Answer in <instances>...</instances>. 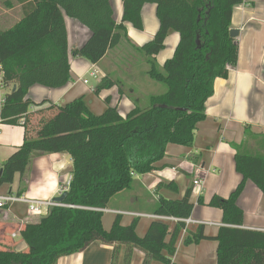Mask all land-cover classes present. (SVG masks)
Returning <instances> with one entry per match:
<instances>
[{"label":"trees","instance_id":"trees-1","mask_svg":"<svg viewBox=\"0 0 264 264\" xmlns=\"http://www.w3.org/2000/svg\"><path fill=\"white\" fill-rule=\"evenodd\" d=\"M241 1L122 0L117 22L112 0H0V67L7 87L0 123L17 124L24 118L26 133L21 147L0 168V187L12 184L16 174L22 176L34 153H67L72 163L63 201L71 207H53L35 223L7 228L5 234L12 231L18 237L0 242V264H56L95 242L112 248L110 264H117L122 247L123 264H130L134 250L142 252V264H175L172 258L183 223L170 229L153 221L139 237L138 219L122 226L120 215L105 231L102 210L130 191L136 176L157 170L167 145L192 146L196 126L206 118L205 104L213 95L214 81L227 78L237 63L238 44L230 37V23L233 8ZM145 4L156 6L159 28L151 41L135 49L145 56L146 75L165 85V92L151 95L145 106L134 100L124 116L110 106L94 115L82 97L28 114L32 106L45 104L33 105L27 98L32 86L59 89L71 79L64 16L89 32L72 56L97 64L127 39L125 24L142 30ZM16 6L21 8L20 16ZM170 32L179 35V42L173 56L159 66L155 56ZM114 85L102 80L96 92ZM232 148L241 182L227 198L213 196L206 204L222 212L224 226L211 238L198 225L183 244L216 241V264H264V231L242 229L244 214L237 203L247 181L264 191V155ZM191 192L188 189L181 200L159 198L148 212L187 219L193 210ZM198 205H205L202 198Z\"/></svg>","mask_w":264,"mask_h":264},{"label":"crops","instance_id":"crops-1","mask_svg":"<svg viewBox=\"0 0 264 264\" xmlns=\"http://www.w3.org/2000/svg\"><path fill=\"white\" fill-rule=\"evenodd\" d=\"M112 2L115 20L119 22L122 16V0ZM15 12L21 15L20 6H16ZM141 20V31L128 23L125 24L127 39L121 42L139 48L153 39L159 28L156 6L145 4L141 10ZM2 22L1 19L0 26H3ZM64 24L71 79L65 87L59 89L32 86L28 90L27 98L33 105L45 104L32 106L28 114L46 110L50 105L64 106L82 97L94 115L102 114L107 106H110L116 107L119 114L124 116L134 107V100L139 103L144 100L140 95L135 96L136 88H131L132 86L146 90L150 96L153 95L151 93L154 86L150 81L148 84L144 76L139 80V75L131 69L127 70L129 76L126 79L129 90L123 87L124 84H118V78H112L118 74L113 67H107L111 50L97 64L73 57L72 51L84 44L89 32L76 20L66 16ZM230 30L238 33L235 38L238 44L237 63L229 69L227 78L214 81L213 95L205 104L206 118L197 124L192 146L167 145L165 156L158 163L157 170L136 176L132 189L118 197L122 202L116 207H108L102 211L113 214L114 218L120 215L122 226H128L134 219H138V222L140 219H146L144 234L140 236L136 232L139 237L145 235L151 222L159 221L150 217L156 215L148 212L159 198L181 200L190 188L192 192L189 202L193 205V210L189 218L203 223L205 236L215 237L219 228L224 226L222 212L206 204L213 196L227 198L242 179L235 170L236 151L232 146H240L239 149L243 153L264 155V0H243L234 6ZM178 42L179 35L170 32L164 41L163 50L155 56L159 66L173 56ZM92 71L98 72V75L95 78L96 86L90 88L86 86L89 82L85 75L90 76ZM144 74L146 75L145 72ZM105 79L117 82V85L96 92L97 86ZM134 79H137V84L146 82L147 87L138 86ZM84 80H87V84L83 83ZM106 100L109 101L108 105ZM23 119L21 118L17 124L0 123V168L18 151L26 138L21 123ZM71 166V158L67 153H34L25 173L22 176H14L12 184L0 187V195H22L32 200L53 199L59 187L70 178ZM198 168L209 171L203 177L201 191L192 184ZM199 198H202L204 206L198 205ZM237 203L244 214L242 229L264 231V191L251 181H247ZM27 210L25 204L19 203L0 209L1 243L8 237L12 240L18 237L13 238L12 231L5 234L7 228L36 222L32 213ZM123 217H127L129 222L123 224ZM163 223L168 224L170 229L175 225L172 222ZM106 225H103V229L108 231ZM197 226L191 224L185 234L181 233L176 253L172 258L173 263L216 264V241L202 240L198 244H183L184 238L193 233ZM124 251L125 247H122L117 264H123ZM111 254L110 246L95 242L82 252L60 258L56 264H110ZM143 259L142 252L134 250L130 264H142ZM147 264L160 263L150 261Z\"/></svg>","mask_w":264,"mask_h":264},{"label":"rangeland","instance_id":"rangeland-1","mask_svg":"<svg viewBox=\"0 0 264 264\" xmlns=\"http://www.w3.org/2000/svg\"><path fill=\"white\" fill-rule=\"evenodd\" d=\"M2 29H3V27H0V30H2ZM107 62H108L107 67H113V69L118 74V75H113V76H117V77H112V78H116V79L118 78L117 79V81L119 82L118 84L119 85H123L124 84L123 87L125 89L129 88L126 79L129 76L127 74V70L131 69L133 72H135L136 74L139 75V80L141 79L142 76H144L145 77V81L148 84H149V81H150V83L154 86L153 92L151 94L158 95V94H161V93L165 92V90H166L165 85H163L161 83H156V82L150 80L148 77H146L144 72H146V70L148 69V64H146V62H145V56L142 53H140L139 51H137L133 46H129V44H127V43L125 44V42H121L115 48L111 49L110 56L108 57ZM105 66H106V64H105ZM95 70H97V69H95ZM101 72L103 74L102 70H101ZM97 75H98V72H97ZM99 75H100V72H99ZM85 78L89 82V84L86 85L87 87L91 88V87H95L96 86V83H97L96 79L90 77L89 74H86ZM134 81L136 82L137 79L136 80L134 79ZM146 82H144V83L141 82L139 84H137V82H136V84L138 86L144 87V86L147 85ZM119 85H118V87H119ZM131 88H134V89L136 88L135 96H139L140 95V96H142L144 98V100L142 102H140V103L138 102V103L140 104V106H145L149 102L148 98L150 97V95H148L147 91L146 90H140L139 88H137L135 86H132ZM134 102L137 103L136 100ZM17 175L18 174H16L15 176L17 177ZM195 179L196 178H194V180ZM134 181H136V177H135ZM121 202H122V199H120L118 197L117 198L115 197L114 199H112L111 204H110L109 207L110 208L116 207V205H119V203H121ZM43 215H45L44 211H42L41 214L32 213V217H34L36 221L38 220V218L40 216H43ZM113 219H114V215L113 214L103 213V215H102V226L104 224H107L106 226H108L107 228H108V231H109V228L111 226V223L113 222ZM122 219H123V221H122L123 224H126V223L129 222V219L127 217H123ZM146 223H147L146 219H140L139 220V222H138V224L136 226V232L138 233V235L142 236L144 234L145 231H143V228L146 225Z\"/></svg>","mask_w":264,"mask_h":264},{"label":"built area","instance_id":"built-area-1","mask_svg":"<svg viewBox=\"0 0 264 264\" xmlns=\"http://www.w3.org/2000/svg\"><path fill=\"white\" fill-rule=\"evenodd\" d=\"M243 1V0H242ZM241 1V2H242ZM90 77L96 78L97 77V72L92 71L90 73ZM84 84H87V80L83 81ZM7 91V87L3 84V72L0 67V104L4 103V96ZM23 123V121H21ZM209 171L204 170L203 168H198L196 172V179L192 182L193 187L197 188L199 191L202 190L203 187V177L206 175ZM71 178H69L62 187H59L57 190V195L56 197L60 196L63 192H67L69 183H70ZM25 204L28 208V211L30 213H35V214H41L42 211L46 214L50 208L53 207H71L64 205L63 203H56L52 199L49 200H32L29 198H26L22 195H14V194H7V195H0V209L10 206L13 204ZM103 211V210H102ZM132 216H141L139 214H130ZM155 220H159L161 222H172V223H183L184 224V229L182 230V233L185 234L187 228L191 224H196V225H203V223H199L196 221L191 220L190 218L187 219H176L173 217H162V216H150ZM206 224V223H205ZM209 224V223H207ZM12 237H16V234H12Z\"/></svg>","mask_w":264,"mask_h":264},{"label":"water","instance_id":"water-1","mask_svg":"<svg viewBox=\"0 0 264 264\" xmlns=\"http://www.w3.org/2000/svg\"><path fill=\"white\" fill-rule=\"evenodd\" d=\"M238 35L237 31L234 30H230V37L231 38H236ZM15 89V87H13V90ZM67 195V192H63L60 196L53 198L52 200L56 203H63L65 197Z\"/></svg>","mask_w":264,"mask_h":264}]
</instances>
